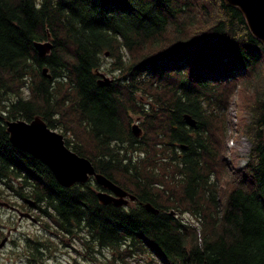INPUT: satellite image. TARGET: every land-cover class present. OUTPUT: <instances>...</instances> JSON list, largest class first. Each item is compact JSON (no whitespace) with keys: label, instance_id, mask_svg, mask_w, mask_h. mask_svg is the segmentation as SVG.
I'll return each mask as SVG.
<instances>
[{"label":"trees","instance_id":"trees-1","mask_svg":"<svg viewBox=\"0 0 264 264\" xmlns=\"http://www.w3.org/2000/svg\"><path fill=\"white\" fill-rule=\"evenodd\" d=\"M48 36L39 56L33 43ZM104 68L109 85L97 82ZM241 83L252 90L242 123L250 146L224 186L210 180L221 162L215 135ZM66 114L91 147L66 146L135 195L131 205L101 203L93 178L61 186L9 140L6 120L38 115L56 129ZM133 115L144 136L133 134ZM263 127L264 47L224 0H0V185L35 201L55 233L159 264H264ZM26 243V264H42L40 241Z\"/></svg>","mask_w":264,"mask_h":264},{"label":"rangeland","instance_id":"rangeland-1","mask_svg":"<svg viewBox=\"0 0 264 264\" xmlns=\"http://www.w3.org/2000/svg\"><path fill=\"white\" fill-rule=\"evenodd\" d=\"M112 59L113 57L108 52L103 55V63L106 66ZM100 71L112 79V75L105 68ZM246 86L247 84L244 86L242 83L235 86L224 110L226 114L220 118L224 122V127L221 129L223 135L221 137L218 134L215 135L216 149L219 151L221 162L218 160L217 173H213L210 180H215L219 185L226 186L227 174L230 173H227L226 169L230 170L242 166L247 158L250 141L242 128V123L248 121L243 105L249 99L252 90ZM24 93L27 94V91L24 90ZM70 115L59 116L60 127L55 130L61 133L64 138H69L71 141L74 139L90 149L89 136L80 125H77L75 117ZM140 122L139 116H132L131 125L136 123L141 129L139 136H144L146 132H144ZM151 138L154 139L153 133H149V139ZM155 138L157 140V137ZM152 148L150 154L154 152V149H157L154 146ZM155 157L152 156L153 159ZM160 170L162 171V169ZM160 170L159 173L161 174ZM221 171L223 172L221 173ZM168 180L170 186L177 182L172 176ZM1 187L0 185V191L3 190L0 193V241L4 237H7V240L0 249V264H26L27 239H30V244L33 239L40 241L42 264H159L156 258L151 259L150 255H146V253L130 256L124 251L108 249L97 251V247L94 248L92 245L85 244L78 235L55 233L53 227L46 226L52 223L42 216L38 209L29 207L23 200L10 194L9 191H4ZM159 189V186H154L155 191L159 192ZM132 203L129 201L128 205ZM18 211L29 213L35 221H31L27 217L19 218ZM185 216L190 217L188 213H185ZM194 223L199 225L198 222Z\"/></svg>","mask_w":264,"mask_h":264},{"label":"water","instance_id":"water-1","mask_svg":"<svg viewBox=\"0 0 264 264\" xmlns=\"http://www.w3.org/2000/svg\"><path fill=\"white\" fill-rule=\"evenodd\" d=\"M231 6L238 7L242 12L251 33L261 41L264 47V0H224ZM33 46L39 56H45L52 48L49 36L44 41H34ZM107 54V52H106ZM46 73V68H43ZM98 73V84L109 85L111 78ZM185 122L195 126L196 121L188 114H184ZM6 130L9 140L17 148L26 151L44 163L53 173L56 181L63 187H71L76 183H85L93 178L102 190L96 191L97 199L103 203H112L115 206L127 205L129 201L136 200V196L123 189L121 186L96 171L89 159L80 156L64 142V137L55 129L48 127L46 122L38 115L30 121L22 119L6 120ZM133 134L139 137L141 129L136 123L131 125ZM264 143V127H263ZM30 207H35L36 202L25 198ZM146 210L157 213L158 209L149 202L143 204ZM172 213V212H171ZM19 218L35 219L27 212H19ZM7 237L0 241V249L6 243Z\"/></svg>","mask_w":264,"mask_h":264},{"label":"flooded vegetation","instance_id":"flooded-vegetation-1","mask_svg":"<svg viewBox=\"0 0 264 264\" xmlns=\"http://www.w3.org/2000/svg\"><path fill=\"white\" fill-rule=\"evenodd\" d=\"M99 190H102L101 188ZM25 202V200H23ZM135 201V200H134ZM134 201H131V202H134ZM26 203V202H25ZM28 205V203H26ZM29 206V205H28ZM13 211V210H12ZM17 212V211H16ZM20 212V211H18Z\"/></svg>","mask_w":264,"mask_h":264}]
</instances>
